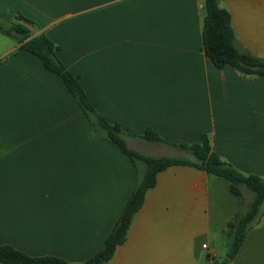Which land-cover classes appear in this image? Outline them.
Here are the masks:
<instances>
[{"label": "crops", "instance_id": "obj_1", "mask_svg": "<svg viewBox=\"0 0 264 264\" xmlns=\"http://www.w3.org/2000/svg\"><path fill=\"white\" fill-rule=\"evenodd\" d=\"M218 3L230 12L237 46L264 58V0ZM0 20L49 36L130 147L170 156L181 150L170 144L207 134L222 160L264 177V76L212 63L202 49L201 0H0ZM17 48L0 33V245L81 264L102 249L135 167L92 131L61 77ZM146 127L170 144L139 137ZM252 198L204 170L168 166L103 264H218L230 223ZM227 264H264V213Z\"/></svg>", "mask_w": 264, "mask_h": 264}, {"label": "trees", "instance_id": "obj_2", "mask_svg": "<svg viewBox=\"0 0 264 264\" xmlns=\"http://www.w3.org/2000/svg\"><path fill=\"white\" fill-rule=\"evenodd\" d=\"M201 10L202 49L212 63L219 68L232 66L244 75L264 76V58L237 46L236 36L231 26L230 12L221 7L218 0H201ZM16 17L32 23L19 14ZM0 33L16 41L17 51L25 50L33 53L40 58L46 70L58 74L81 108L92 131L98 137L115 145L134 164L136 171L134 187L110 233L105 238L102 249L81 264H103L112 257L117 245L124 241L132 216L140 208L146 190L154 185L156 174L171 165H189L222 177L228 182L230 191L237 196H241L244 189L253 194L244 213L235 222L230 223L234 232L226 252V259L218 264H227L228 260L233 258L254 219L260 213H264V177L254 174L245 175L222 160L211 149L207 134H202L198 142L170 144L164 142L151 127H146L143 135L139 137L175 146L188 152L191 158L168 155L151 156L135 150L127 144L125 140L127 134L121 130L118 123H109L99 115L83 89L78 76L71 73L58 59L56 54L58 45L49 36L45 33L30 36V29L25 24L14 22L7 25L1 20ZM0 264L73 263L52 255L31 256L5 244L0 245Z\"/></svg>", "mask_w": 264, "mask_h": 264}, {"label": "rangeland", "instance_id": "obj_3", "mask_svg": "<svg viewBox=\"0 0 264 264\" xmlns=\"http://www.w3.org/2000/svg\"><path fill=\"white\" fill-rule=\"evenodd\" d=\"M132 147L136 146L134 145L133 143L130 144ZM135 150H137L136 148H134ZM138 151V150H137ZM172 152L170 156H174V157H184V158H191V155L188 153V152H185V151H181V150H171ZM140 152V151H139ZM143 153V152H141ZM145 154V153H143ZM146 155H148V153H146Z\"/></svg>", "mask_w": 264, "mask_h": 264}]
</instances>
